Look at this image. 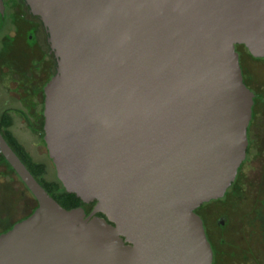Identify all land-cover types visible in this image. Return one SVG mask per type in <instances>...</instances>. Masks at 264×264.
I'll return each instance as SVG.
<instances>
[{
    "label": "water",
    "instance_id": "water-1",
    "mask_svg": "<svg viewBox=\"0 0 264 264\" xmlns=\"http://www.w3.org/2000/svg\"><path fill=\"white\" fill-rule=\"evenodd\" d=\"M24 1L56 59L49 158L94 206H61L0 133L37 203L0 233V264H212L195 210L224 196L247 155L254 94L236 46L264 57V0Z\"/></svg>",
    "mask_w": 264,
    "mask_h": 264
},
{
    "label": "flooded vegetation",
    "instance_id": "flooded-vegetation-1",
    "mask_svg": "<svg viewBox=\"0 0 264 264\" xmlns=\"http://www.w3.org/2000/svg\"><path fill=\"white\" fill-rule=\"evenodd\" d=\"M2 2L3 13L0 14V88L7 96H16L18 98L16 101L21 105L23 110L13 109V111L15 114L21 116L27 128L39 138L38 142L46 148L43 130L44 87L56 71V59L50 51L45 27L39 17L30 12L25 1L2 0ZM242 47L246 49L243 45H237L236 50ZM237 52L243 81L254 94L252 115L248 127V152L253 144L259 145L260 141L264 140L261 137L264 130V82H261V78L264 76V68L254 65L245 68L241 61V53L243 51L240 53L237 50ZM250 59L253 62H258L263 61L264 57L251 56ZM256 84L258 86H255ZM10 111L12 112L11 108H8L2 110L0 113L1 135L44 189L53 198L54 196L58 197V193L61 190V186L57 183L58 179L56 181L47 180L45 178L46 164L35 161L24 144L14 135L11 130L13 115ZM11 138L14 142H12ZM3 158V155L0 153V174L1 167L4 165L9 171L5 170V173L12 172L18 177L12 167ZM240 168L229 189L235 184L238 185ZM39 172L40 174L37 176L36 173ZM46 185H48L47 188L45 187ZM228 190L223 197L205 202L195 210L202 219L206 237L213 250V260L214 242L224 236V232L230 224L228 216L229 208L220 205L219 207L214 204L224 199L227 196ZM78 206L83 207L86 215H90L94 202L72 204L67 209ZM8 210L7 212L2 210L0 200V221L3 215L8 214ZM96 215L104 217L100 213ZM14 223H11L6 230L11 228Z\"/></svg>",
    "mask_w": 264,
    "mask_h": 264
},
{
    "label": "rangeland",
    "instance_id": "rangeland-1",
    "mask_svg": "<svg viewBox=\"0 0 264 264\" xmlns=\"http://www.w3.org/2000/svg\"><path fill=\"white\" fill-rule=\"evenodd\" d=\"M237 50L240 53L243 51L241 61L245 68L250 65L264 68V60L253 62L246 49L242 47ZM261 79V82H264V76ZM17 99L16 96H7L0 88V113L11 108L12 132L24 144L35 161L46 164L45 178L56 181L55 168L47 155L46 148L27 128L21 116L13 111V109L23 110ZM261 137L264 139V130ZM5 170L8 171L2 165L0 200L2 210L7 212L9 209V212L2 216L0 232L6 230L11 223L28 216L37 205L23 182L12 172L5 173ZM239 173L238 185L231 187L227 196L214 204L229 208L230 224L224 232L223 239L219 238L214 242L213 264H264V140H261L259 145L253 144L249 148Z\"/></svg>",
    "mask_w": 264,
    "mask_h": 264
},
{
    "label": "trees",
    "instance_id": "trees-1",
    "mask_svg": "<svg viewBox=\"0 0 264 264\" xmlns=\"http://www.w3.org/2000/svg\"><path fill=\"white\" fill-rule=\"evenodd\" d=\"M11 140H12V142H14L12 138H11ZM39 174H40V172L36 173L37 176ZM57 183L61 186V190L58 193V197L54 196V198L61 206L67 208L69 205L77 204V203L81 202V200L79 198H77L74 194L66 192L65 189L63 188V186L61 185V183L59 182V180H57ZM47 186L48 185H46L45 187L47 188ZM53 188L57 189L56 187H53Z\"/></svg>",
    "mask_w": 264,
    "mask_h": 264
}]
</instances>
